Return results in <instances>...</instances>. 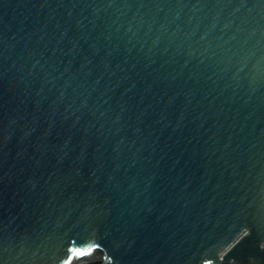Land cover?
Listing matches in <instances>:
<instances>
[{
    "label": "water",
    "instance_id": "obj_1",
    "mask_svg": "<svg viewBox=\"0 0 264 264\" xmlns=\"http://www.w3.org/2000/svg\"><path fill=\"white\" fill-rule=\"evenodd\" d=\"M264 264V0H0V264Z\"/></svg>",
    "mask_w": 264,
    "mask_h": 264
},
{
    "label": "trees",
    "instance_id": "obj_2",
    "mask_svg": "<svg viewBox=\"0 0 264 264\" xmlns=\"http://www.w3.org/2000/svg\"><path fill=\"white\" fill-rule=\"evenodd\" d=\"M89 264H102V263H100V262H95V263H89Z\"/></svg>",
    "mask_w": 264,
    "mask_h": 264
}]
</instances>
